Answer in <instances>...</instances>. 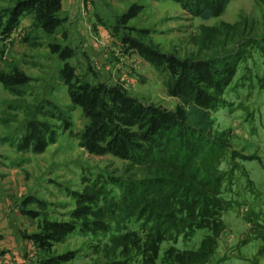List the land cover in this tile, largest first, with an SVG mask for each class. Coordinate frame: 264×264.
Wrapping results in <instances>:
<instances>
[{
  "label": "rangeland",
  "instance_id": "1",
  "mask_svg": "<svg viewBox=\"0 0 264 264\" xmlns=\"http://www.w3.org/2000/svg\"><path fill=\"white\" fill-rule=\"evenodd\" d=\"M175 3L162 0L157 10L148 9L147 4L145 18L140 21L147 29L139 33L124 31L125 43L131 46L139 41L177 59H207L234 52L243 55L219 96V105L211 110L215 133L224 132L229 140L228 154L220 169L226 173L222 196L231 205L222 213L224 230L215 251L203 264H264L263 241L250 228L252 222L264 223V0H229L208 19L194 16ZM201 26L218 27L219 32L209 39L203 37ZM111 56L92 59V65L96 60L95 69L86 71V76L81 74L84 78H77L78 91L80 84L89 81L92 89L102 87L106 95L95 103L88 100L72 105L63 104L65 99L68 101L60 94L54 100L56 105L37 111L39 119L26 120V107L9 102L15 90L0 84V166L32 163L22 172L28 180H34L27 193L36 189L40 196L49 198L41 216L52 218L54 213L62 216L77 210V230L70 233L66 244L77 247L76 256L64 264H139L137 256L128 261L118 253L106 252L113 225L107 219L98 224L92 215L95 207L102 204V196L118 198V179L138 177L141 173L107 147L110 131L122 136L140 131L137 120L126 111L129 103L124 99L129 97L141 106L157 107L186 118L187 107L168 93L167 87L176 76L166 65L157 68L140 54L133 57L128 53L124 59ZM11 60L7 64L0 59V64L9 65ZM42 63L36 59L23 65L31 68V73H38ZM55 64L48 62L46 67H57ZM82 64L87 67L86 59ZM52 77L56 82V76ZM42 93L46 92L39 94ZM112 97L117 100L112 101ZM40 122V126L35 124L33 139L24 136L33 130L31 123ZM17 145H36L43 150L19 152ZM129 225L135 229L138 226L133 220ZM208 234V229L200 228L190 235L165 240L156 264H178L164 257L165 250L171 245L178 250H196ZM72 254L67 251V258Z\"/></svg>",
  "mask_w": 264,
  "mask_h": 264
},
{
  "label": "trees",
  "instance_id": "2",
  "mask_svg": "<svg viewBox=\"0 0 264 264\" xmlns=\"http://www.w3.org/2000/svg\"><path fill=\"white\" fill-rule=\"evenodd\" d=\"M176 1L185 11L203 19L210 18L229 2ZM22 8L19 2L14 6L8 25L15 21ZM56 12V0H52L44 13L37 9L35 18L47 17V28L52 30L59 21ZM201 30L203 37L209 39L214 32H219L218 27L201 26ZM129 47L157 68L166 65L176 76L167 89L187 107L186 118L157 107L141 106L129 97L124 99L129 103L126 111L137 120L140 131L125 136L110 131L107 147L141 173L138 177L118 179L115 182L118 198L102 196V204L95 207L92 215L98 224L107 219L113 225L106 252L118 253L128 261L137 256L139 264H156L165 240H175L180 234L190 235L195 229L206 228L210 234L201 240L196 250H178L171 245L164 254L178 264H203L215 251L224 230L222 213L231 205V201L222 196L226 173L220 169L221 161L228 154L229 140L224 132L215 133L211 110L219 105V96L243 55L234 52L207 59H177L139 41ZM1 78L5 83L11 81L8 75ZM88 84H80V91L70 90L75 103L83 104L88 100L95 103L106 95L104 88L92 89ZM31 124L33 130L26 136L33 139L35 124L42 123ZM31 200L43 204L33 197ZM74 212L77 215V210ZM131 220L138 224L136 229L130 227ZM250 228L259 234L263 241L261 250H264V223L252 222Z\"/></svg>",
  "mask_w": 264,
  "mask_h": 264
},
{
  "label": "crops",
  "instance_id": "3",
  "mask_svg": "<svg viewBox=\"0 0 264 264\" xmlns=\"http://www.w3.org/2000/svg\"><path fill=\"white\" fill-rule=\"evenodd\" d=\"M51 1L4 0L0 6V59L6 60L7 64L14 59L9 65L0 64V84L3 88L15 90L9 102L12 106L26 107L23 111L26 120L29 117L39 119L37 111L44 112L50 104L56 105L54 100H58L60 94L68 101L66 103L65 99L63 104L77 105L70 90L77 91V78H84L81 74L86 76V71L95 69L96 60L92 65V59L97 56L106 59L115 55L124 59L132 53L136 57L137 51L125 43L123 32L146 30L140 21L145 18L147 4L148 9L157 10L162 0H56L59 21L49 30L47 17L37 20L35 13L37 9L44 13ZM18 2L22 11L8 25L11 11ZM34 59L43 62L38 73H31V68L27 67V70L23 65ZM84 59L87 67L82 64ZM48 62H56L53 66L57 67H46ZM3 75H8L11 81L5 83L1 78ZM40 91L46 93L39 94ZM29 106L36 108L30 109ZM41 115L53 117L49 113ZM26 134L27 131L24 136ZM27 148L17 145L16 149L19 152L33 150L34 153L43 150L34 146ZM2 164L6 167L0 166V264H64L73 259L77 247H67L66 244L69 236L77 230L74 210L62 216L54 213L52 218L41 216L49 198L40 196L36 189L27 193L34 180H28L26 173L22 172L32 163ZM32 197L43 204L32 201ZM67 251L73 252L68 258Z\"/></svg>",
  "mask_w": 264,
  "mask_h": 264
}]
</instances>
